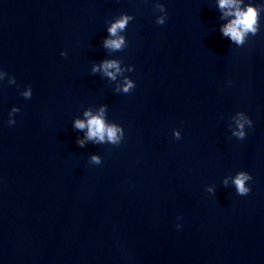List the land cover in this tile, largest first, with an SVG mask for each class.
Wrapping results in <instances>:
<instances>
[{
  "label": "water",
  "instance_id": "obj_1",
  "mask_svg": "<svg viewBox=\"0 0 264 264\" xmlns=\"http://www.w3.org/2000/svg\"><path fill=\"white\" fill-rule=\"evenodd\" d=\"M247 5L236 44L219 0H0V264H264V0ZM110 60L115 79L93 71ZM101 109L116 144L75 127Z\"/></svg>",
  "mask_w": 264,
  "mask_h": 264
},
{
  "label": "clouds",
  "instance_id": "obj_2",
  "mask_svg": "<svg viewBox=\"0 0 264 264\" xmlns=\"http://www.w3.org/2000/svg\"><path fill=\"white\" fill-rule=\"evenodd\" d=\"M241 0H219V7L221 9H228L224 12L225 16H233L228 24L222 26L221 31L224 36L229 37L236 44H243L245 37L248 33H252L255 35L257 33V22H258V8L247 5L244 8L240 7ZM158 7L163 10V6L159 5ZM129 19L131 17L127 15H122L119 19H117L111 27L108 29L109 34L112 37H116L115 39H106L104 42V46L106 48H110L113 50H119L124 45V37L118 36V32L123 30ZM157 24L163 25L165 24L164 17H158L156 20ZM61 55H65V53H61ZM110 69H115V72L110 71ZM103 70L104 73L112 79L116 78V73L120 72L119 63L115 60L104 61L98 68L94 67L93 71ZM133 82L130 80H126L123 86V91L127 93L131 88H133ZM24 95L30 96L32 95L31 90L25 92ZM18 111L17 109H13V112ZM104 110L101 109L97 115H92L90 111H86L84 113L87 120H76L75 127L77 129H85L87 128L86 139L88 140H96L99 142H103L105 137H107L108 141L116 144L120 140V136L118 133L121 132V129L115 125H106L103 118ZM11 116V114H10ZM247 123H251V121H245ZM15 120L10 119L9 124H14ZM238 128L240 131L234 133L240 137H243V127L244 123L237 122ZM177 137H179L180 133H175ZM78 143L83 146L84 141L79 140ZM92 161L94 163H99V158L96 156L92 157ZM252 177L249 173L240 172L234 179V184L236 186L237 192L239 195L244 196L250 192V188L245 186V182L251 180ZM179 227V225H178Z\"/></svg>",
  "mask_w": 264,
  "mask_h": 264
}]
</instances>
